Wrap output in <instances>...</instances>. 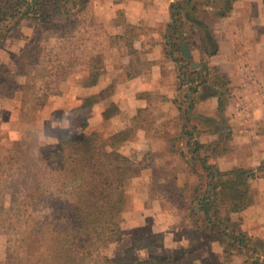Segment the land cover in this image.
I'll list each match as a JSON object with an SVG mask.
<instances>
[{"label":"rangeland","instance_id":"1","mask_svg":"<svg viewBox=\"0 0 264 264\" xmlns=\"http://www.w3.org/2000/svg\"><path fill=\"white\" fill-rule=\"evenodd\" d=\"M81 3L85 6L80 12L57 18L48 26L24 19L12 29L17 38L27 34V40L18 52L6 56L7 63L0 62V91L3 88L9 95L0 96V159L10 150L23 151L28 145L35 146L33 151L52 147L64 132L73 138L91 132L107 138L120 131L128 138L118 145V151L129 158L135 173L122 189L123 204L118 213L121 221L116 231L103 234V240L96 243L98 256L88 255L83 264L142 263L151 255L176 258L166 264L217 261L247 264L261 252L252 249L256 244L259 246L260 241L249 237L247 245L238 242L229 245L231 241L222 234V227L205 228L200 222L202 213L196 210L194 202L197 193L193 189L200 187L202 191L208 182L203 164H211L205 159L224 154L226 150L221 149L226 141L211 152L199 147L195 141L172 137L171 133L164 139H157L151 130L157 125H152V117L146 112L136 113L135 109H129L105 118L101 113L113 102L110 96L88 107L83 106L85 97L99 91L96 86H83V78L89 57L98 54L99 48L103 47L100 40L105 27L98 25L99 17L91 0ZM110 42L114 40L111 38ZM47 64L54 72L51 86L57 87L59 93L36 107L34 94L25 95L23 90L28 83H33L35 88L42 85L40 70L47 68ZM63 67L68 74L60 80L58 74ZM106 77L114 78L108 74ZM140 127L147 130V137L138 132ZM181 148L185 151L181 152ZM238 154L239 150H227L225 155L232 156L234 161L239 159ZM263 163L264 159L255 167ZM201 165L203 170L199 180L191 179ZM255 171L256 177L249 183L251 195L257 178L264 175V169ZM45 206V202L41 203L33 215L24 216V219L37 223L36 228L43 226L41 231L48 244L54 242L56 236L58 241L69 227L63 217L65 212L62 214ZM233 222L236 232L241 233L239 219ZM19 226L22 231L26 229L24 225ZM198 228L200 230L196 231ZM16 236L0 230V264H5L7 248ZM93 238L95 240L96 236Z\"/></svg>","mask_w":264,"mask_h":264},{"label":"crops","instance_id":"2","mask_svg":"<svg viewBox=\"0 0 264 264\" xmlns=\"http://www.w3.org/2000/svg\"><path fill=\"white\" fill-rule=\"evenodd\" d=\"M175 3L187 12L182 18L186 40L169 56ZM91 4L98 25L105 27L98 51L105 73L97 89L111 85L110 98L121 112H146L157 125L151 129L157 139L171 133L211 152L224 140L221 150H239V159L232 161L224 151L206 158V163L220 171L256 170L264 159V0H91ZM13 33L0 46L3 64L27 40V34L17 38ZM184 42L189 57L183 54ZM192 70L202 78L199 85L194 83V92L190 83L181 84V73L188 77ZM138 130L147 137V130ZM200 167L191 179L199 180ZM257 180L251 205L232 216L239 219L241 233L260 241L257 250L264 261V175Z\"/></svg>","mask_w":264,"mask_h":264},{"label":"trees","instance_id":"3","mask_svg":"<svg viewBox=\"0 0 264 264\" xmlns=\"http://www.w3.org/2000/svg\"><path fill=\"white\" fill-rule=\"evenodd\" d=\"M81 2L82 0H0V46L21 20H32L36 25L48 26L57 18L80 12L85 6ZM171 16V35L167 42L171 49L167 52L169 56H172L173 51L179 50L181 42L186 40V35L182 33V18L187 17V12L179 3H175L171 4ZM88 64L83 86L93 87L98 84L103 73V57L99 54L91 55ZM47 68L40 70L42 85L39 88L28 83L23 90L25 95L34 94L36 107L44 105L51 95L59 93L57 87L51 86L54 81L51 78L54 74L50 70L52 66L47 64ZM65 69L63 67L59 71L60 80L68 74ZM181 75V84H185V81L190 83V92L196 91L197 85L194 83L199 85L202 82V78L194 70L188 77L183 73ZM2 89L0 96L8 97L7 92ZM111 93L110 85L85 97L83 106L88 107L104 100ZM221 107L219 106L220 109ZM118 112L117 106L112 102L101 114L110 118ZM127 138L128 135H122L120 131L107 138L101 137L97 132L73 138L64 132L52 147L40 148L39 152H35V146L28 145L23 151L10 150L0 159V230L17 235L13 244L7 248L5 264H83L88 255L98 256L99 246L96 243L103 240V234L116 231L121 221L118 213L123 204L122 189L135 173L129 158L118 151V145ZM16 152L19 155H15ZM203 168L207 171L208 182L202 191L200 187L193 189L197 193L194 201L196 210L202 213L200 222L205 228L222 227V234L231 241L229 245L234 242L247 245L250 239L246 234L236 232L232 215L251 205L249 183L256 177V171L240 167L220 171L204 164ZM258 169L263 170L264 163L256 170ZM61 195L65 197L62 198ZM43 202L52 211H60L62 214L65 212L63 217L67 228L69 227L58 241L56 236L54 242L48 244H45L46 239L41 231L43 226L36 228L37 223L32 224V221L24 219V216L33 215L37 206ZM19 224L26 229L20 230ZM199 230L198 228L196 231ZM257 246L254 245L252 249L257 251ZM175 260L176 258L151 255L142 263L132 264H166ZM247 264H264V261L258 253Z\"/></svg>","mask_w":264,"mask_h":264},{"label":"water","instance_id":"4","mask_svg":"<svg viewBox=\"0 0 264 264\" xmlns=\"http://www.w3.org/2000/svg\"><path fill=\"white\" fill-rule=\"evenodd\" d=\"M182 51L185 57H189L188 45L186 42L182 44Z\"/></svg>","mask_w":264,"mask_h":264}]
</instances>
